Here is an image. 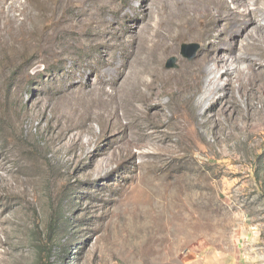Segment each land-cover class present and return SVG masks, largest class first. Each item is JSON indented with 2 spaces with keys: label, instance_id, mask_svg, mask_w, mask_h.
Wrapping results in <instances>:
<instances>
[{
  "label": "rangeland",
  "instance_id": "1",
  "mask_svg": "<svg viewBox=\"0 0 264 264\" xmlns=\"http://www.w3.org/2000/svg\"><path fill=\"white\" fill-rule=\"evenodd\" d=\"M11 1L0 18V264H264V38L253 25L230 38L218 20L216 38L151 53L194 84H158L157 114L144 117L154 108L138 101L123 119L129 136L109 114L82 121L75 87L125 60L126 36L154 1L98 0L106 25L94 30L60 27L77 2L57 13L59 0ZM211 40L221 66L198 75L215 67ZM183 44H197L191 58Z\"/></svg>",
  "mask_w": 264,
  "mask_h": 264
},
{
  "label": "bare ground",
  "instance_id": "2",
  "mask_svg": "<svg viewBox=\"0 0 264 264\" xmlns=\"http://www.w3.org/2000/svg\"><path fill=\"white\" fill-rule=\"evenodd\" d=\"M8 1L9 0H0V18L5 17L3 15L4 5L7 4ZM97 1L98 0H59L56 6L57 9L55 8L56 11L71 6L74 2H77L81 6L77 16L64 18L61 20L63 25L60 27L62 29H69L78 26L83 29L88 26L94 30L105 26V17L100 16L95 10ZM153 1L155 6H152L153 9H150L148 12L150 15L149 18L140 19L138 23L132 26L129 34L126 36L127 42L131 41L133 47L129 50V54H127L125 60L120 63L106 61L104 66H108L112 71H107L110 74L107 75V78L99 74L100 78L98 79V77H96V80L92 82L89 77H86L82 85L75 87L76 96L79 97V99H77L83 103L81 112L79 111L81 120H85L87 116L92 113V116L102 121L107 119L106 115L109 114V125L113 129L123 127V130H126L127 134L130 136L134 123L130 125L123 123L124 117L133 112L140 113V108L136 104L138 101H144L149 107L154 108L153 111L144 114V117L151 118L155 116L158 112L155 110L158 105L156 102L158 97V84L161 86L165 83L168 89L175 87L177 93L184 91L186 88L185 85L190 86L194 84L190 81L188 68L179 70L175 77H168L161 70L159 64L154 63V61L151 62V53L173 50L176 48L178 41L184 37L192 38L200 34L204 35L206 38L211 36L216 38V29H218L216 22L218 20H222L224 24L222 28L226 32L222 31V29L220 31L227 33L230 38H234L241 34L243 30L251 24L254 26H252V28L255 30L256 35L259 36V38H264V34H258L261 28L260 25L257 24V19L260 16L259 12L262 11V15H264V0H253L251 4L250 0H195V4H192L191 0ZM29 16L35 19L34 15H31V13ZM226 26H228V28L225 30ZM85 36V32H81V35L78 36L77 39L83 42ZM208 52L209 54L205 60L207 59L208 62H212L215 67L208 70L205 65L203 69H201V66H197L196 68L199 69L198 75H209L211 72L215 73L218 67L221 66L218 64L220 63L218 61L219 47L216 42L212 41L209 43ZM262 52H264L263 46ZM216 62L218 63L216 64ZM104 66L102 68H104ZM102 68L101 70H104ZM104 72L107 74L105 70ZM227 73L229 72L225 70L219 77ZM230 80L231 78L228 77L226 83H231ZM206 81L209 82V79L206 78ZM241 83L243 89L247 84H244L245 82L243 81ZM256 88L258 87L256 86ZM206 98L209 100L211 95ZM116 100H121L124 103L125 111L121 114H117L114 107H111L110 111L106 114L102 111H91L93 110L91 109L93 102L99 104L100 102H109L111 104V102L115 103ZM97 108L99 107H96V110H98Z\"/></svg>",
  "mask_w": 264,
  "mask_h": 264
},
{
  "label": "water",
  "instance_id": "3",
  "mask_svg": "<svg viewBox=\"0 0 264 264\" xmlns=\"http://www.w3.org/2000/svg\"><path fill=\"white\" fill-rule=\"evenodd\" d=\"M197 47V44H183L182 45V49H183V54H186L189 58H191L194 53H195V48ZM192 48V51L190 53H188L189 51H187L188 49H191ZM175 60L176 58L175 57H170L168 59V63H167V66H174L175 65Z\"/></svg>",
  "mask_w": 264,
  "mask_h": 264
}]
</instances>
